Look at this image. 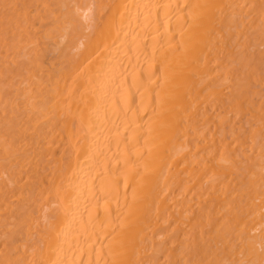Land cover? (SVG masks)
<instances>
[{
    "label": "bare ground",
    "instance_id": "obj_1",
    "mask_svg": "<svg viewBox=\"0 0 264 264\" xmlns=\"http://www.w3.org/2000/svg\"><path fill=\"white\" fill-rule=\"evenodd\" d=\"M264 0H0V264H264Z\"/></svg>",
    "mask_w": 264,
    "mask_h": 264
},
{
    "label": "rangeland",
    "instance_id": "obj_2",
    "mask_svg": "<svg viewBox=\"0 0 264 264\" xmlns=\"http://www.w3.org/2000/svg\"><path fill=\"white\" fill-rule=\"evenodd\" d=\"M263 93H264V91H263Z\"/></svg>",
    "mask_w": 264,
    "mask_h": 264
}]
</instances>
